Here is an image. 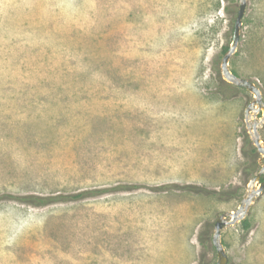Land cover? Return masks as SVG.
<instances>
[{
	"label": "rangeland",
	"instance_id": "rangeland-1",
	"mask_svg": "<svg viewBox=\"0 0 264 264\" xmlns=\"http://www.w3.org/2000/svg\"><path fill=\"white\" fill-rule=\"evenodd\" d=\"M237 9L0 0V264L216 263L214 222L264 164L244 123L252 94L217 93ZM229 69L264 100V0H247ZM116 186L137 188L42 206L9 198ZM245 219L247 232L221 230L227 264H264V192Z\"/></svg>",
	"mask_w": 264,
	"mask_h": 264
},
{
	"label": "water",
	"instance_id": "water-1",
	"mask_svg": "<svg viewBox=\"0 0 264 264\" xmlns=\"http://www.w3.org/2000/svg\"><path fill=\"white\" fill-rule=\"evenodd\" d=\"M247 0H238V9L233 22L232 40L228 46L227 52L222 55L220 59V77L224 82L244 89L252 94L253 100L247 105L244 110V123L248 134V138L252 142L256 151L264 156V140L262 139L259 129L264 123V100L262 97L261 90L251 81L243 79L229 69V60L231 56L236 52L239 39L240 31L242 28V19L246 9ZM261 112V118L256 119V115ZM262 177V181L259 179ZM256 182L258 187H255ZM264 192V164L260 171L248 182L247 194L244 199L240 202L236 211L231 212L227 215H221L214 222L213 234L211 238V244L214 247L217 255L215 264H227V257L224 253L223 245L221 242V230L240 223L246 218L249 207L253 204L254 200L259 198Z\"/></svg>",
	"mask_w": 264,
	"mask_h": 264
},
{
	"label": "trees",
	"instance_id": "trees-1",
	"mask_svg": "<svg viewBox=\"0 0 264 264\" xmlns=\"http://www.w3.org/2000/svg\"><path fill=\"white\" fill-rule=\"evenodd\" d=\"M233 31V30H232ZM228 47H224L222 49V55L227 52ZM235 75H237L235 72L232 71ZM239 88L234 87L223 80H220L217 85V93L223 98V99H229L236 95ZM247 140V138H245ZM248 141V140H247ZM254 151V150H253ZM262 181V179H261ZM132 188L137 187H129V186H116L109 189H92V190H85L78 192L76 194L72 195H58L51 198H44V197H38V196H22V197H9L13 200H16L20 203L32 205V206H42L53 202H71V201H78L89 197H96L103 194H107L114 191H127ZM189 191L195 192V193H202L198 187H188ZM232 198V197H229ZM241 230L244 232L249 231L250 229V222L247 219H244L240 222ZM199 241L200 243L206 242V240L203 238V232L199 235Z\"/></svg>",
	"mask_w": 264,
	"mask_h": 264
}]
</instances>
